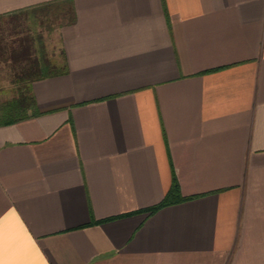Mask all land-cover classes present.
<instances>
[{"label":"crops","instance_id":"crops-1","mask_svg":"<svg viewBox=\"0 0 264 264\" xmlns=\"http://www.w3.org/2000/svg\"><path fill=\"white\" fill-rule=\"evenodd\" d=\"M49 5L67 69L0 125V264H264V0L0 17ZM174 183L190 198L150 211Z\"/></svg>","mask_w":264,"mask_h":264},{"label":"rangeland","instance_id":"rangeland-1","mask_svg":"<svg viewBox=\"0 0 264 264\" xmlns=\"http://www.w3.org/2000/svg\"><path fill=\"white\" fill-rule=\"evenodd\" d=\"M63 10L49 5L0 17V104L25 88L28 78L22 74L36 53L45 54L52 63L61 62L58 33L70 19L69 11Z\"/></svg>","mask_w":264,"mask_h":264},{"label":"trees","instance_id":"trees-1","mask_svg":"<svg viewBox=\"0 0 264 264\" xmlns=\"http://www.w3.org/2000/svg\"><path fill=\"white\" fill-rule=\"evenodd\" d=\"M40 57H34L31 60L30 66L23 71V76H26L29 84H23L17 97H14L7 102L0 104V125L15 122L19 119L34 116L40 113L34 96L31 94L30 83L34 79H40L58 75L66 72V65L63 62L61 66H56L45 56L40 54ZM180 194L179 185L174 183L166 192L163 200L150 208V211H155L165 205L187 199Z\"/></svg>","mask_w":264,"mask_h":264}]
</instances>
